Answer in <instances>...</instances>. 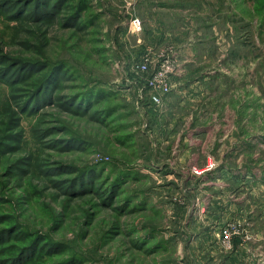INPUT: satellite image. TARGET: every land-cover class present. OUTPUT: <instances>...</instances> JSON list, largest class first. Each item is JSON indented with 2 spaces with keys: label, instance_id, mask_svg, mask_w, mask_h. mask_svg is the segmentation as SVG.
I'll list each match as a JSON object with an SVG mask.
<instances>
[{
  "label": "rangeland",
  "instance_id": "1",
  "mask_svg": "<svg viewBox=\"0 0 264 264\" xmlns=\"http://www.w3.org/2000/svg\"><path fill=\"white\" fill-rule=\"evenodd\" d=\"M15 1L0 0V74L64 68L45 92L47 67L0 75V214L23 224L5 246L49 231L63 252L45 239L27 264H264V0H49L42 18Z\"/></svg>",
  "mask_w": 264,
  "mask_h": 264
},
{
  "label": "trees",
  "instance_id": "2",
  "mask_svg": "<svg viewBox=\"0 0 264 264\" xmlns=\"http://www.w3.org/2000/svg\"><path fill=\"white\" fill-rule=\"evenodd\" d=\"M58 1H61V0H58ZM2 3H3V5L10 4L7 1H2ZM14 3H15L14 6L17 7V8H15V11H14V12H16L14 17H16L18 12L21 9H23V7H25V8L27 7L26 4L27 5H30L32 3L35 4L33 13L35 14V16L37 18H42V15L44 13H45V16L52 17V15H50L49 11L55 10L54 9L55 7L49 3V0H22L21 3L17 2V1H15ZM80 10H81V7L78 6L76 11L74 12V14L69 15L67 18H65V20L66 21L71 20L72 17L78 18ZM55 11L53 12V16L55 15ZM19 63H20L19 64L20 67H23L22 68L23 70L21 73L19 72V70H15V69L13 70L12 68H9L8 72H3L0 74L1 77L3 76L4 78H10V81L11 82L14 81V84H15V83L25 81L27 75L33 74V73L38 72L39 70L47 67L48 72L43 76L42 81L37 83V84H39L37 86V89L39 91L42 90V92L43 91L45 92L51 86H54V83H56L55 82L56 78H57V80L59 78L61 79V77H62L61 71H62V68H64V66H63L64 63L56 64V63H47L46 62L47 63L46 64L45 62H42V61L37 60V59L36 60H34V59L22 60V61H19ZM25 71H26V77L23 76ZM17 77H19V78H17ZM56 85H59V83ZM31 92H32V90L30 91V94H29L30 97H28V98H30L29 99L30 102L29 103L26 102L27 107L28 106L31 107L35 101H37V103L42 102L41 97L39 98L37 96V95H40V92H35V91H33L32 93ZM145 95L147 96V92L145 93ZM144 106L149 107V103L144 102ZM97 113H98L97 111L93 112V114H97ZM10 140H11V138H10L9 132H8V134L6 135V138L4 140V141H6V143L3 142V140H2V142L0 143V147L3 145V150H13L14 148H12L9 144ZM55 143H57V142L55 141ZM3 153H5V152L0 153V155H2ZM28 163H29V160L25 161L23 158H18L11 165H9V168L10 169L19 168L20 166L22 167V165H27ZM0 199H7L8 200L9 198H6L5 195L1 193ZM1 223H4V225L0 226V241L2 239H4V242H1L4 245L0 247V255L5 253L7 251V249H8V251H10V250H13V251L4 260L0 261V264H20V263L21 264H27V261L29 260L28 254L32 253L33 251L35 252L38 245L43 243V241L45 239L48 241V244H46V246L43 247L44 251L47 250L48 247L57 246V249H59V253L63 252V250H61L60 247L63 248L64 245L61 244V242L59 243V242L54 241V238L52 237V235L50 234L49 231H48V233H40L38 231H33V232L32 231H24V232L20 233L18 235V237H27L28 238L27 244L26 245L23 244L19 247L10 249L11 240L15 237L16 233L18 232V230H20L21 225H23V224L20 222L19 223L15 222L14 215L10 214V212H4V213L0 214V224ZM57 225L58 224H56V226ZM25 227H26V225H25ZM30 229H32V228H30ZM8 243H10V244L5 246ZM38 249H39V247H38ZM49 249H52V248H49ZM49 249H48V252L51 251ZM38 252H39V250H38ZM46 254H47V251H46ZM77 256H78V254L73 255L72 257H69V258L58 260L56 262H53L52 264H77L78 262L81 261V259H76Z\"/></svg>",
  "mask_w": 264,
  "mask_h": 264
},
{
  "label": "built area",
  "instance_id": "3",
  "mask_svg": "<svg viewBox=\"0 0 264 264\" xmlns=\"http://www.w3.org/2000/svg\"><path fill=\"white\" fill-rule=\"evenodd\" d=\"M128 2H131L133 0H127ZM142 27L141 20L137 17H133L131 22H130V28L131 30L134 31H140ZM148 57L145 59L143 63L139 66V70L146 72L148 69V64L150 59V56L147 55ZM174 71V64L173 61L170 57H164L161 62L159 69L156 73H154L151 82L149 83L150 86L155 89L157 92L156 94H153L152 99L154 100L155 103H161V98L159 97L160 94L167 93L170 89V80L169 76L173 74ZM227 237L229 238V234H227Z\"/></svg>",
  "mask_w": 264,
  "mask_h": 264
}]
</instances>
